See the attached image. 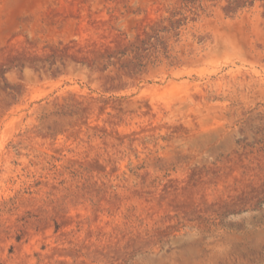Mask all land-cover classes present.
<instances>
[{"label":"rangeland","instance_id":"1","mask_svg":"<svg viewBox=\"0 0 264 264\" xmlns=\"http://www.w3.org/2000/svg\"><path fill=\"white\" fill-rule=\"evenodd\" d=\"M0 264H264V0H0Z\"/></svg>","mask_w":264,"mask_h":264}]
</instances>
